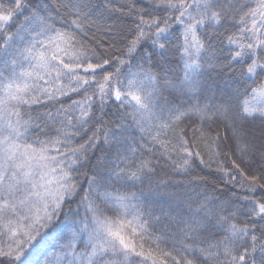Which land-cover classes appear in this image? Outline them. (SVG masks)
<instances>
[{
    "label": "snow or ice",
    "instance_id": "6c2138e0",
    "mask_svg": "<svg viewBox=\"0 0 264 264\" xmlns=\"http://www.w3.org/2000/svg\"><path fill=\"white\" fill-rule=\"evenodd\" d=\"M0 264H264V0H0Z\"/></svg>",
    "mask_w": 264,
    "mask_h": 264
},
{
    "label": "trees",
    "instance_id": "16d2710c",
    "mask_svg": "<svg viewBox=\"0 0 264 264\" xmlns=\"http://www.w3.org/2000/svg\"><path fill=\"white\" fill-rule=\"evenodd\" d=\"M3 3H4L5 5H8V4L10 3V0H3Z\"/></svg>",
    "mask_w": 264,
    "mask_h": 264
},
{
    "label": "rangeland",
    "instance_id": "374dc122",
    "mask_svg": "<svg viewBox=\"0 0 264 264\" xmlns=\"http://www.w3.org/2000/svg\"><path fill=\"white\" fill-rule=\"evenodd\" d=\"M54 242V241H53Z\"/></svg>",
    "mask_w": 264,
    "mask_h": 264
}]
</instances>
